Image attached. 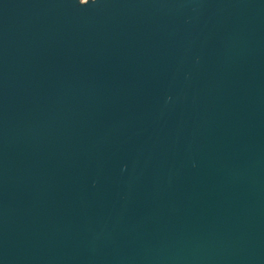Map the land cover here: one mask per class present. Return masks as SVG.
<instances>
[{"label": "water", "instance_id": "water-1", "mask_svg": "<svg viewBox=\"0 0 264 264\" xmlns=\"http://www.w3.org/2000/svg\"><path fill=\"white\" fill-rule=\"evenodd\" d=\"M0 264H264V0H0Z\"/></svg>", "mask_w": 264, "mask_h": 264}, {"label": "snow or ice", "instance_id": "snow-or-ice-1", "mask_svg": "<svg viewBox=\"0 0 264 264\" xmlns=\"http://www.w3.org/2000/svg\"><path fill=\"white\" fill-rule=\"evenodd\" d=\"M87 2V0H81V3H86Z\"/></svg>", "mask_w": 264, "mask_h": 264}]
</instances>
